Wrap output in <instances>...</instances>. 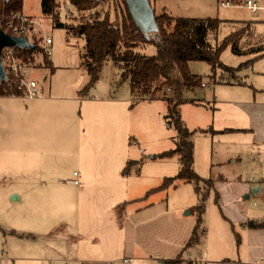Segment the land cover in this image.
Listing matches in <instances>:
<instances>
[{
	"label": "crops",
	"instance_id": "obj_1",
	"mask_svg": "<svg viewBox=\"0 0 264 264\" xmlns=\"http://www.w3.org/2000/svg\"><path fill=\"white\" fill-rule=\"evenodd\" d=\"M257 2L259 9L255 13L250 12L243 2L232 4L246 8L250 12L249 15L221 20L228 21L234 28L232 31L243 29L245 38L249 32V42L264 46V0ZM250 14L256 16L252 18ZM247 23L248 25H245ZM51 56L53 58L52 51ZM240 56L243 59L235 65L221 60L232 67L246 60H249V63L242 66L230 82L213 83L217 88L213 91L212 103L208 97L191 99L193 101L190 103L193 105L210 107L211 114L208 113L202 120L196 119L190 123L180 111L186 126L195 130V133L220 135L222 148L220 147L218 153L227 156L211 163L203 147L198 146L202 168L206 166L207 170L197 169L196 142L193 138V168L202 177H212L213 189L210 192L213 190L214 194H218L215 204L226 222L221 223L219 218V229L215 231L216 236L211 238L214 249L207 259L194 257L191 251L194 245L204 242L208 250L210 236L209 228L204 225V218V232L199 230L198 240L187 245L197 220V213L191 211L196 203L193 185L176 180L173 185L157 189L165 177L177 174L179 162L177 155L154 157L153 154L173 147L151 155L150 161L163 159L159 160L163 161V164L157 170L147 169L140 175V164L139 169L135 167L129 174L123 175L121 171L128 160L141 159L125 154L124 145L127 146L131 137L130 123H115L113 120V112H118L123 117L128 115L127 105L115 103L132 100L130 89L128 95L122 98H92L89 90L87 94L79 95V91L89 80L88 74L86 73L85 78L80 70L77 80L64 82L62 87L53 86L52 80L48 81L41 86V96L1 95L3 98L0 100V113L3 112L4 120L0 122L3 136L0 151L7 153L9 160H20L13 166L23 164V161L24 165L31 166L35 159H43V155L32 156L29 153L32 152L30 147L34 143L39 146L42 131L52 132L53 124L42 121V117H48L51 111L63 107L62 101L73 99L79 100L81 106L87 103L85 113L91 114L90 131L95 135L105 134L112 142L116 140L119 143V153L115 156H100L103 159L84 160L80 165V172L75 175L73 171L76 176L72 182L73 192L63 185L58 188L46 186V180H41L34 188L40 193L34 201L42 203V207L62 209L61 214L64 216L70 211L72 201L76 200L77 210L83 216L82 223L71 220L75 222L74 229L70 224L65 226L62 220H50V215L42 218V212H32L20 217L22 223L13 226L16 230L9 231L16 236L19 249L12 256L5 258L11 264H51L52 261L56 264H163L164 260L180 255L181 261L177 264H264V52ZM50 61L54 69H48L49 74H54L56 66L51 58ZM33 67L30 70L31 77L33 72L39 71L38 67H44L42 60L38 65L34 63ZM77 67L85 71L81 66L80 54ZM200 85L205 88L207 82L202 81ZM96 99H101L105 104H94L93 109H88L87 101ZM17 103L23 104L29 110L24 113V120H20L15 113H6L9 106ZM163 103L159 104L158 111L161 119L165 110L167 112L166 102ZM98 112L105 113L104 120L94 117ZM60 125L62 123H54L55 128ZM199 128L208 131L200 132ZM105 136L100 140L102 144L106 141ZM142 161L144 162L143 159ZM98 162H103L104 168L98 169ZM254 175L257 180L252 181L250 177ZM59 178L57 175L56 182L63 184ZM180 185L186 189L188 199L181 203L171 201V191L176 193L175 189ZM153 188L154 190L147 194V191ZM11 200H22V197L13 193ZM11 203L13 206L14 202ZM120 207H123L124 211ZM247 221L257 225L249 226ZM0 229L2 230L1 226ZM45 247L50 254H44L41 250L46 249Z\"/></svg>",
	"mask_w": 264,
	"mask_h": 264
},
{
	"label": "rangeland",
	"instance_id": "obj_2",
	"mask_svg": "<svg viewBox=\"0 0 264 264\" xmlns=\"http://www.w3.org/2000/svg\"><path fill=\"white\" fill-rule=\"evenodd\" d=\"M57 1L59 3L57 11L59 19L62 22L75 24L81 16L89 14V11H78L74 5L67 0ZM150 2L154 14H159L164 11L171 16H211L226 20L227 18L244 17L250 13L244 7L233 5L222 6L219 0H150ZM95 12L101 15L105 13L110 14L112 18H114V16L121 18V15L125 14L126 10L124 3L121 4L119 0H104L96 6ZM20 14L24 17L29 16L32 19L33 27L29 33V37L31 38L32 35H35L38 38L40 47L43 46L42 38L45 35L50 36L52 39V44H48V47L53 53V58L51 55L49 58L54 61L56 71L54 74H49L48 67L43 65V68L38 67V72H33L32 76L37 79L40 88L50 80H52L51 83L53 86L56 85L58 87L59 85L62 87L64 82L77 80L79 70L84 74L85 78L87 77L86 72L82 68L80 69L77 67L79 63V54L84 44V40L81 36H76L71 32H67L64 27L56 26L50 14L43 13L41 9V0H23ZM250 16L254 18L256 15L250 14ZM233 29V26H231L228 21H223L218 30V37H223ZM135 51L140 54L153 55L156 52V46L153 42L144 45L141 44L136 47ZM220 57L223 62L233 65L243 59L242 56L234 54L228 46L222 50ZM41 59L42 57L40 54L35 56V65H38ZM110 62L112 61H106L101 65L99 69L100 72H98L93 86L88 89L92 98H122L128 95V80H121L120 74L122 69L118 67V65L114 66ZM33 69L35 68L33 67ZM190 70L197 75V77H201L202 81L205 83L207 82L205 88L202 87L200 83H195L192 90L184 93L186 101L180 104L179 112L181 111L191 123L196 119L202 120L205 115L207 116L208 113L211 114L212 111H210V107L205 108L203 105H193L190 103V100L196 97L200 99L208 97V100L212 103L213 91L217 88V85L213 84V81L209 79L213 71L208 63L203 61H191ZM221 72V70H217L215 72L216 76L221 74ZM42 89L43 88L39 90L38 95L42 93ZM80 91L79 95H85L84 92ZM41 95L42 94H40V96ZM2 98L3 96H0V100H2ZM155 99L160 100H139L136 102L132 100L118 101L120 103L115 104H124L128 106V115L123 117L118 112H113V120L115 123H130L131 129L129 134H131V137L128 139L127 146L124 145V150L125 154L129 157L141 158L144 160V162L142 161L141 163L142 169L139 171L140 173L138 172L140 175L146 172L147 169L150 171L157 170L159 166L163 164L161 163L163 161H159L163 159L150 161V157L153 153L161 151L162 149L174 147L175 145L176 131L165 118L166 110L163 113L164 116L162 119L158 114L159 104H164V100L161 98ZM62 102L63 107L51 112L49 111L50 114L48 112V117H42V121L53 124L52 132L42 131L40 134L41 139L38 143L39 146H36L34 143V145L30 147L32 152L29 151V153L32 154V156L43 155V159H35L31 163V166L24 165L25 161L22 162L23 164H19L20 166H13L20 160H9L8 154L0 151V226L2 227V230L0 229V264H11L5 257L12 256L19 249L16 245V236L9 233V231L11 229L16 230L13 226L22 223L20 217H25L32 212L35 214L42 212V218L50 215V220H62L65 226L70 224L74 229L75 222H71V220H78L82 223L83 216L82 213L80 215L77 210L76 200L72 201L70 211L68 210V213H65L64 216L61 214L62 209H49L47 206L42 207V203L39 204L34 201L37 195H40L34 188L38 186L41 180H46V186L58 188V186L63 185L73 192L74 188L72 182L74 178H76L75 175L80 172V165L84 160L95 158L103 159L100 156H104L105 154L115 156L119 153V143L116 142V140L112 142L105 134H97V136L90 131L92 127L90 120L91 114L90 112L87 114L85 113V104L87 103H83L81 106L79 100L73 99ZM87 102H89L88 109H93L94 104H105L101 99ZM28 111L29 110L21 103L11 105L6 109L8 115L15 113L20 117V120L25 119L24 113ZM3 117L2 112L0 113V122L4 120ZM94 117L99 120H104L105 113L98 112ZM56 122L62 123V125L55 128L54 123ZM102 136H105L104 138L106 140L103 144L100 142L101 138H103ZM193 138L196 142L195 166L197 169L207 170L206 166L202 168V160L199 158L198 146L203 147L204 153L207 154V159H209L211 163L216 162L217 159L221 160L227 157L218 153L220 147L222 148L220 145V135L215 134L213 136L209 133H206V135L195 133ZM2 139L3 136L0 131V142ZM96 165L98 169L104 168L103 162H98ZM139 168L140 167H138V169ZM42 171H44V173ZM73 171H75V175H73ZM213 173L215 172L213 171ZM49 175L52 176L48 178ZM57 175L60 176L59 181L63 184H58L56 182ZM202 185L203 184H200V186ZM175 190L176 193L171 191V201L176 200L178 203H181L183 200L188 199L187 191L184 189L183 185H180ZM13 193L21 195L22 200H11ZM214 199L215 194L212 190L207 196L206 208L203 216L204 225L206 224L207 229L209 228L210 241H208L207 245L208 250L205 248V242L194 245L191 250L192 256L194 257L207 259V257L212 254L214 248L211 238L213 239L216 236L215 231L219 229V223L225 222L222 219V214L215 204ZM11 202H14L13 206ZM121 210L124 211V209ZM219 218L223 221L220 220V222H218ZM218 238L220 237L218 236ZM41 250H43L44 254H50L47 248H41ZM189 252L190 251H188V254ZM203 263L204 262H202V264ZM51 264L56 263L52 261ZM215 264L225 263L218 262ZM228 264L233 263L228 262Z\"/></svg>",
	"mask_w": 264,
	"mask_h": 264
},
{
	"label": "trees",
	"instance_id": "obj_3",
	"mask_svg": "<svg viewBox=\"0 0 264 264\" xmlns=\"http://www.w3.org/2000/svg\"><path fill=\"white\" fill-rule=\"evenodd\" d=\"M80 11H89L86 16H81L75 24L62 22L59 19L57 0H41L43 13L50 14L56 26L64 27L67 32L81 36L84 44L80 51L81 66L89 76L88 82L80 92L87 94L93 86L99 69L106 61L116 62L121 71V80H128L132 101L143 99L161 98L166 102L167 122L176 130L175 147L153 154L154 157L178 156L179 169L174 176L165 177L157 189H164L173 185L176 180L190 182L196 194V203L191 211L197 213L196 224L187 241V245L199 238V230L203 229V213L206 208V199L213 189L212 177H202L193 168V135L195 130L189 129L181 118L179 106L185 102L184 93L193 89L195 83H201V77H197L190 70L191 61H203L208 63L213 71L209 77L213 83L230 82L242 66L249 60L232 67L221 61V52L225 47L237 55L264 52L261 44L249 42V32L242 30L231 31L218 39V30L223 20L217 17H187L171 16L166 12L154 14L157 23V31L153 34H144L133 21L124 0H119L125 5V14L121 18L105 13L101 15L95 12L96 6L104 0H67ZM232 4H239L243 0H230ZM23 0H0V27L8 33H12V26H19L21 20L13 14H20ZM94 11V12H92ZM249 23V22H248ZM245 24V25H248ZM33 23H28L27 30L21 34L31 42L30 47L11 48L15 55L23 62L35 63V56L42 57V64L50 71L54 69L49 56L38 44L36 36L31 38L29 33ZM155 43L156 52L153 55L140 54L135 51L141 44ZM4 50H2L3 52ZM221 70V74L215 72ZM86 91V92H85ZM24 96V89L19 87L18 78L13 74H6L5 79L0 80V96ZM193 101V100H190ZM200 132L208 129L199 128ZM142 159L128 160L121 173L127 175L132 169L138 168ZM200 184H203L200 186ZM153 189L147 191V194ZM146 195V194H145ZM218 194H215V201ZM123 209V207H120ZM249 226H256L247 221ZM181 261L178 255L166 259L163 264H177Z\"/></svg>",
	"mask_w": 264,
	"mask_h": 264
},
{
	"label": "built area",
	"instance_id": "obj_4",
	"mask_svg": "<svg viewBox=\"0 0 264 264\" xmlns=\"http://www.w3.org/2000/svg\"><path fill=\"white\" fill-rule=\"evenodd\" d=\"M244 6L250 11L255 13L259 9V5L257 0H243ZM220 5L229 6L232 5L230 0H219ZM15 18H19L21 20L20 25L12 26L11 23H8V26L11 27L12 33L14 35L21 36L28 28V23H33L31 18H27L22 16L21 14H13ZM43 40V50L44 52L50 56L51 50L48 47V44L51 43V37L46 35L42 38ZM2 50H4L2 52ZM1 50V61L5 73L13 74L18 78L19 87L24 89V96L33 97L38 95L40 88L39 82L36 78L30 76V70L33 67V63L31 62H23L20 60L14 53L11 48L8 46L3 47ZM116 63V62H114ZM117 64V63H116ZM252 181L257 180V176L254 175L250 177Z\"/></svg>",
	"mask_w": 264,
	"mask_h": 264
},
{
	"label": "water",
	"instance_id": "obj_5",
	"mask_svg": "<svg viewBox=\"0 0 264 264\" xmlns=\"http://www.w3.org/2000/svg\"><path fill=\"white\" fill-rule=\"evenodd\" d=\"M127 9L138 28L146 35L157 31V23L154 18L152 4L150 0H124ZM31 42L26 36H18L5 32L0 27V80L6 77L5 70L1 61V50L5 46L30 47ZM187 213V212H186Z\"/></svg>",
	"mask_w": 264,
	"mask_h": 264
}]
</instances>
